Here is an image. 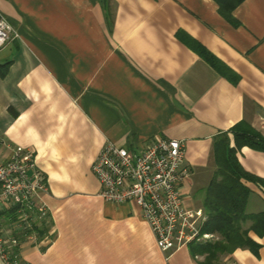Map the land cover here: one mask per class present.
<instances>
[{"label": "crops", "instance_id": "1", "mask_svg": "<svg viewBox=\"0 0 264 264\" xmlns=\"http://www.w3.org/2000/svg\"><path fill=\"white\" fill-rule=\"evenodd\" d=\"M0 13L18 35L0 50L2 150H32L50 190L52 241L25 247L22 260L200 264L190 246L162 253L133 204L105 202L91 166L106 142L138 150L154 137L183 140L184 199L202 210L216 138L242 122L264 137V0H244L236 25L214 0H0ZM237 157L264 181V152ZM246 185L247 212L264 211V184ZM249 236L257 255L237 249L225 264H264V236Z\"/></svg>", "mask_w": 264, "mask_h": 264}, {"label": "built area", "instance_id": "2", "mask_svg": "<svg viewBox=\"0 0 264 264\" xmlns=\"http://www.w3.org/2000/svg\"><path fill=\"white\" fill-rule=\"evenodd\" d=\"M18 37L0 13V50ZM0 141V257L9 264L17 248L43 249L51 241L52 215L46 203L49 184L38 169L35 154ZM183 140L154 137L138 150L106 142L91 166L107 203L133 204L145 221L157 248L171 255L213 238L202 234L207 220L201 209H186L183 188L189 169L183 165Z\"/></svg>", "mask_w": 264, "mask_h": 264}, {"label": "trees", "instance_id": "3", "mask_svg": "<svg viewBox=\"0 0 264 264\" xmlns=\"http://www.w3.org/2000/svg\"><path fill=\"white\" fill-rule=\"evenodd\" d=\"M108 3V0H100ZM220 14L230 23H234L232 12L244 0H214ZM221 75L233 77L221 67V63L205 51L200 52ZM9 63L0 64V78L7 74ZM228 134H231L230 137ZM243 147L264 152V137L248 124L242 122L229 132L220 134L213 145L214 171L212 178L203 190L202 210L207 217L202 226V234L213 236L209 240L190 245L193 258L202 257L200 264H225L224 259L237 249H248L257 255L260 246L249 234L264 236V211L257 214L247 212V201L251 193L246 183L262 186L264 181L243 169L237 154ZM249 224V227L246 225ZM216 239V240H213ZM9 264H28L12 249Z\"/></svg>", "mask_w": 264, "mask_h": 264}, {"label": "rangeland", "instance_id": "4", "mask_svg": "<svg viewBox=\"0 0 264 264\" xmlns=\"http://www.w3.org/2000/svg\"><path fill=\"white\" fill-rule=\"evenodd\" d=\"M184 206H185L186 209H193V207L189 206V205L185 202V200H184ZM213 240H216V239H213ZM197 260H200V258H198Z\"/></svg>", "mask_w": 264, "mask_h": 264}]
</instances>
